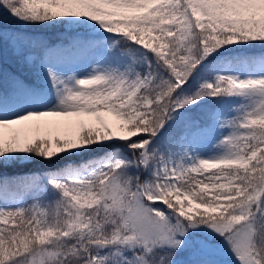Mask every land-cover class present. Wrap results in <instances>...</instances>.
<instances>
[{
    "label": "snow or ice",
    "instance_id": "6c2138e0",
    "mask_svg": "<svg viewBox=\"0 0 264 264\" xmlns=\"http://www.w3.org/2000/svg\"><path fill=\"white\" fill-rule=\"evenodd\" d=\"M0 264H264V0H0Z\"/></svg>",
    "mask_w": 264,
    "mask_h": 264
},
{
    "label": "trees",
    "instance_id": "16d2710c",
    "mask_svg": "<svg viewBox=\"0 0 264 264\" xmlns=\"http://www.w3.org/2000/svg\"><path fill=\"white\" fill-rule=\"evenodd\" d=\"M46 35H53L54 34V36L56 35V33L55 32H49V33H45ZM51 41H53L54 39L53 38H51V37H48ZM32 168V166H28V167H26V168H24V169H22V171H28V170H30Z\"/></svg>",
    "mask_w": 264,
    "mask_h": 264
},
{
    "label": "rangeland",
    "instance_id": "374dc122",
    "mask_svg": "<svg viewBox=\"0 0 264 264\" xmlns=\"http://www.w3.org/2000/svg\"><path fill=\"white\" fill-rule=\"evenodd\" d=\"M54 36V35H53ZM10 67V66H9ZM10 70H15V69H12L11 67H10Z\"/></svg>",
    "mask_w": 264,
    "mask_h": 264
}]
</instances>
